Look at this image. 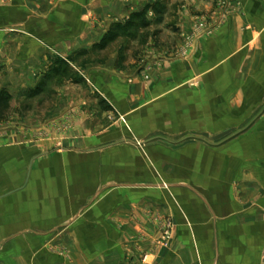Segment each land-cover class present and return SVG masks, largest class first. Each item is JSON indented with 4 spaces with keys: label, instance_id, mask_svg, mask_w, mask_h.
<instances>
[{
    "label": "crops",
    "instance_id": "crops-1",
    "mask_svg": "<svg viewBox=\"0 0 264 264\" xmlns=\"http://www.w3.org/2000/svg\"><path fill=\"white\" fill-rule=\"evenodd\" d=\"M84 1L42 0L36 9L61 19L54 22L45 17L38 22V35L45 30L52 35L27 34L20 50L10 42L3 44L5 34L0 33L3 88L18 95L33 87L49 63L47 47L66 53L84 39L86 46L98 39V30H89L95 23L84 19L78 41L77 16L91 14L104 20L102 16L111 12L99 7L97 0ZM197 14L204 23L195 31L193 16ZM169 18L183 34L193 30L198 36L196 49L188 57L166 59L146 82L138 74L129 82V73L113 68L111 58L91 65L87 73L101 95L126 116L132 138L128 139L130 133L120 121L107 123L113 113L102 111L95 117L94 108L82 112L78 126L61 138L70 144H91L85 149L48 151L53 140L28 129L42 125L41 113L31 114L19 131L7 128L0 133V264H142L137 250L122 242L135 233L133 216L120 212L131 205L121 200L114 203L109 196L94 202L99 192L109 188L114 166L130 168L123 161L126 156H132L131 168L138 175L134 183H128L136 196L132 202L156 196V175L140 151L161 170L172 168L165 178L177 192L191 228L181 223L182 216L175 210L180 222L176 232L183 243L178 254L172 251L158 264H198L196 260L199 264H264V116L242 138L221 147L206 144L244 126L264 103V0H168ZM62 25L69 29L60 33L56 29ZM19 51L22 57L17 56ZM66 85L59 98L62 103L54 109L57 116L77 101L78 88ZM85 91V102L92 105L93 88L87 86ZM78 127L84 130V138L78 136ZM191 129L206 130L207 135L176 151L160 144L174 143V135ZM140 143L141 150L136 146ZM110 154L120 159L113 166ZM78 158L89 160L88 166H77ZM93 158H100L101 167L93 166ZM94 175L107 179L98 186ZM120 181L111 186L125 190L126 183ZM236 189L240 192L235 193ZM258 192L262 197L255 206L247 208L240 201ZM110 205L113 210L108 209ZM191 233L197 239L195 250L188 245ZM63 247L70 254L68 259L58 253ZM173 258L177 263H170ZM156 261L153 257L150 264Z\"/></svg>",
    "mask_w": 264,
    "mask_h": 264
},
{
    "label": "rangeland",
    "instance_id": "rangeland-1",
    "mask_svg": "<svg viewBox=\"0 0 264 264\" xmlns=\"http://www.w3.org/2000/svg\"><path fill=\"white\" fill-rule=\"evenodd\" d=\"M25 1L27 2L24 3L23 0H0V33L5 34V36L6 34L11 35V37L4 36L2 43L10 42L12 43L11 46L13 47L15 45V47H18V50L23 47V44H21L22 39L24 38L25 40L26 37H29L27 34L40 38H42L43 34L52 35L53 32L50 30L42 31L39 35L37 34L35 28L38 22H43L42 19L44 20L47 17L48 20L54 22L61 19L48 15V13H41L40 7L36 9L42 0ZM87 1L85 0L84 2ZM97 3L102 5L99 7L103 8L104 11L111 12L109 16L106 14L102 16L103 19L105 18V28L102 29L104 20H101L100 16H92L91 14H83L82 17L77 16L79 21L78 23L76 22L77 26L75 28V37L80 41V34L85 29H82L84 27L83 20H87L90 25L91 22L95 23L93 27L89 28V30L93 31L98 30L99 37L94 43L86 46L84 45V39V41L78 42L71 52L66 53L54 51L51 49V46L47 47L50 53L48 54L49 63L46 69L40 73L41 75L34 86L26 89L25 94L12 95L8 89L3 88V80L0 78V102H5L6 104V107L0 113V133H3L7 128H15L16 131H19L22 128L20 124L23 122L26 123L27 118L31 114L36 116L37 113H41L45 117L42 125L40 127H28V129H32L34 132L36 131L35 134L41 135V137L53 140L48 145V151L62 152L65 150L85 149V147L91 144L79 142L70 144L63 142L61 138H64L66 133L72 131L75 124L78 126L82 120V112L86 109L89 110L91 108L92 110L94 108L93 116L95 117H98L102 111L106 114L113 113L112 116L109 115L107 117V123L114 124L116 121H120L127 133H130L128 135V139H130L134 133L132 127L128 125L126 116L124 117L117 112L115 105L107 100L105 96L101 95L99 90L95 88V84L92 83L91 77L87 75L91 71V65H101L107 59L111 58L114 61L112 63L113 68L119 69L122 73H129L127 76L129 82L132 81L135 74H138L146 82L149 80L152 70L160 68L166 59L186 58L196 49V38L198 36H195V32L192 30V33L183 34L179 25L171 21L170 18L172 16L168 21V0H97ZM97 3L96 1L93 2L94 5ZM33 7L35 8L34 10L32 9ZM26 8L30 9V11L28 12ZM31 9L33 12H31ZM92 12L94 13L95 10L92 9ZM193 17L196 31L204 22L202 17H198V14ZM172 27L175 29L173 30ZM42 28H46V25ZM66 29H69V26L62 25V28H57L56 30H59L58 32L61 33ZM168 31L171 33H168ZM50 43L52 42H46L47 45ZM18 54L17 56H23V52L21 51ZM12 56L14 57V54L10 57ZM68 83L78 88L77 101L73 102L74 106L69 110L57 116L58 113L54 109L55 107H59L60 102L62 103L59 98L63 97L61 92L66 84L68 86ZM87 86L93 88L94 99L92 105L85 102V97L88 96V93L86 95L85 91V87ZM263 116L264 103L254 112L252 118L244 126H240L231 133H224L219 140L206 142V144L212 147H221L228 144L232 139L242 138V134L250 128V125L256 120L263 118ZM103 128L98 126L97 129L101 130ZM24 129L26 130L27 128L24 127ZM109 129L111 130L112 128L109 127ZM77 130L79 131L77 132L78 136L84 138V130L80 131L79 127ZM86 133L90 134V131ZM52 134L54 135L52 136ZM205 135H207L206 130L197 131L191 129L182 135H174L172 137L175 141L174 143L160 141V144H162V147L168 146L171 151H176L180 145L186 142L198 141L201 138H205ZM54 137L57 139H53ZM128 143L126 141L123 145ZM136 146L141 150L143 144L140 143ZM140 153L149 165V171L156 175L155 184L157 186L154 187L156 188V196H151L150 200L146 197L147 201L145 198L142 202H132V199L136 198V196L132 194L133 192L131 190L133 187L129 186L128 183H134L133 180L138 178V175L131 168L132 156H126L123 161L125 164H129L127 166L130 168L125 166L124 169L121 167L118 169L114 166L115 168H112L114 170L109 174V188L102 193L99 192V197L97 196L95 198L96 201L93 200L96 203L109 196V199L113 200L114 203L121 200L122 203L131 205L130 207H126V210L122 207L120 212L122 215H129L131 218L133 216L135 233L132 237L122 242L128 245L126 248H130L129 246H131V248L133 247L137 250L138 259L142 264L152 263L151 260L153 257L154 260H157L156 262L158 264L161 262L162 256L169 255L172 251L178 254L179 249L177 248L183 243V239L176 232V229H179L180 222L175 217V210L180 212L182 216L181 223H184L190 231L191 228L186 210L180 206L177 200L178 197L175 194L177 192H174L171 186H169L170 181H166L165 178L168 174L173 173L172 168L168 166V170L165 167L161 170L158 168L159 164L155 166V164L149 162L144 151H140ZM111 156L114 155L112 154ZM119 160L114 156L110 159V163L113 166ZM87 161L89 160L78 158L77 166H88L85 163ZM92 161L95 168L101 167L100 158H93ZM159 161L162 162L161 159ZM169 161L171 159L168 158ZM252 161L254 162V160ZM171 176L174 175L172 174ZM94 178L98 186L103 185L107 179L105 176L102 177L100 175L97 177L94 175ZM118 179L121 180L119 183H126L124 184L125 190L122 187L116 189L118 186H111V184L116 185L115 180ZM235 191H237L235 193L240 192L239 189ZM240 196L237 198L240 199ZM260 197H262V193L258 192L252 196L248 195L244 199L241 198L240 201L246 204L247 208H251L256 205ZM113 208L114 206L112 207V205L108 207L109 210H113ZM131 218L128 217V220L130 221ZM190 237L191 240L188 245L195 250V242L197 239L193 238L192 233ZM118 241L121 242V240ZM58 253L66 259L70 257L68 250L64 247L59 248ZM154 254H157V256L155 257ZM175 259L173 258L170 263H177ZM196 261L199 264V260Z\"/></svg>",
    "mask_w": 264,
    "mask_h": 264
},
{
    "label": "trees",
    "instance_id": "trees-1",
    "mask_svg": "<svg viewBox=\"0 0 264 264\" xmlns=\"http://www.w3.org/2000/svg\"><path fill=\"white\" fill-rule=\"evenodd\" d=\"M5 107H6L5 102H0V108H2V109H0V113L2 112V110H4L3 108H5Z\"/></svg>",
    "mask_w": 264,
    "mask_h": 264
}]
</instances>
